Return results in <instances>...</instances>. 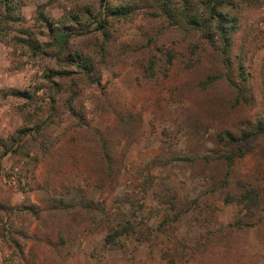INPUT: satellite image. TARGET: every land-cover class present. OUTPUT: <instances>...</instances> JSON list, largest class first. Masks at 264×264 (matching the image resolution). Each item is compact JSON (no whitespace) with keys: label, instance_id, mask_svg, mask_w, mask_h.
I'll return each instance as SVG.
<instances>
[{"label":"rangeland","instance_id":"rangeland-1","mask_svg":"<svg viewBox=\"0 0 264 264\" xmlns=\"http://www.w3.org/2000/svg\"><path fill=\"white\" fill-rule=\"evenodd\" d=\"M200 2L191 8L203 16ZM14 5L0 34V142L24 131L0 157V201L20 209L0 223V264H264V135L231 162L219 137L264 115V0L221 8L235 25L229 68L215 32L208 42L182 29L180 0ZM42 15L71 31L63 52ZM248 187L258 207L231 227L244 209L223 199Z\"/></svg>","mask_w":264,"mask_h":264},{"label":"trees","instance_id":"trees-1","mask_svg":"<svg viewBox=\"0 0 264 264\" xmlns=\"http://www.w3.org/2000/svg\"><path fill=\"white\" fill-rule=\"evenodd\" d=\"M199 1H201L200 3L203 4V16L199 15L194 9L191 8V6H193L192 0H180V5L178 8L179 16L180 18H182V22L180 24H185L180 26L185 32H197L201 38H204L208 42L215 41L213 37V34L215 32L217 34L218 42H220L218 48H220V53L222 55L221 60L224 64H226V67L229 68L227 51L230 49L231 34L235 28V25L233 18L227 17L225 13L221 10V8L225 6V4H227L228 0ZM14 2L15 0H0V34L2 32H6L9 26L18 19V15L15 13ZM104 8L107 9V15H122L126 12V10L122 11V8L112 7L108 4H106ZM41 19L43 20L44 26L47 28L49 34H52L49 44L55 45L57 47L58 52H63V49L65 47L68 37L70 36L71 31H69V28L63 23L55 24L53 22L48 21L46 16L44 15H42ZM93 19L96 22V28H103L107 21V17L100 19L94 16ZM210 27H212V33L208 31V28ZM25 40L28 42L27 39ZM27 44L30 45L31 48H34V45L31 42H28ZM75 58L76 66L78 67V69L81 68V70L84 71L85 74L88 76V73L90 72L91 68L87 60L84 57L80 56V54L78 53L75 54ZM166 58L168 59V54ZM228 79L234 84L230 77H228ZM90 81L92 83L98 84L99 77L95 76L93 78H90ZM14 93L18 94L19 91L14 90ZM67 105L70 106V100L67 101ZM49 117L50 116L46 117L47 119L45 120L41 119L40 123H35L34 128L36 132H39L41 130V126L45 124L46 121H51ZM23 131H17V139L11 138L9 145L0 142V157L8 150H17L15 148H17L18 142L22 136ZM260 135H264V115L260 120H258L257 124L253 129L246 130L240 135H232L227 132H225L224 136L219 135L220 138H223L224 146H226V148L228 149V152L226 151L227 153H223V156L228 160V162H231L234 156H242L251 148L254 140ZM13 144H15L14 147ZM232 199L240 203L244 211L233 221L231 227H241L244 224H250V218L254 215L255 210L259 204L257 190L253 187H248L238 196L232 197L230 195H226L225 199L223 200L231 201ZM162 201H167L170 207L175 206L172 198L162 197ZM27 208H29L34 213L36 212L31 205H28ZM15 209H20V207L9 205L4 201H0V223H2L3 215L5 213L10 214ZM174 212V217L179 216L178 210H175ZM129 227L130 225L121 226L119 229H112V231L105 234V242L112 243L117 233L127 232ZM17 232L22 235L21 230H17ZM8 237L16 246H18V242L15 240V237H13L12 235H8ZM197 244H199V241L197 242Z\"/></svg>","mask_w":264,"mask_h":264}]
</instances>
